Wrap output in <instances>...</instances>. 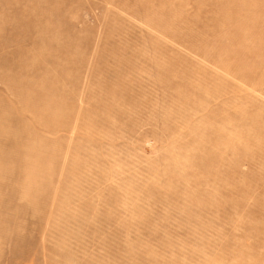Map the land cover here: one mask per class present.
Masks as SVG:
<instances>
[{"label": "rangeland", "instance_id": "rangeland-1", "mask_svg": "<svg viewBox=\"0 0 264 264\" xmlns=\"http://www.w3.org/2000/svg\"><path fill=\"white\" fill-rule=\"evenodd\" d=\"M0 264H264V0H0Z\"/></svg>", "mask_w": 264, "mask_h": 264}]
</instances>
